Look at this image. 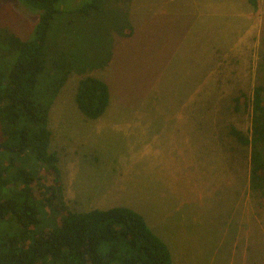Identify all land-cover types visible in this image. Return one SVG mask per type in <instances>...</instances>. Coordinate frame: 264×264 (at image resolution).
<instances>
[{
  "label": "rangeland",
  "instance_id": "rangeland-1",
  "mask_svg": "<svg viewBox=\"0 0 264 264\" xmlns=\"http://www.w3.org/2000/svg\"><path fill=\"white\" fill-rule=\"evenodd\" d=\"M90 1L61 0L47 35L46 54L80 58L83 76L110 92L107 111L89 120L75 103L83 76L72 73L50 108L66 206L132 209L172 264H264V196L250 191L249 151L226 134L228 126L249 132L250 114L235 113L232 99L264 83V0L256 8L248 0H105L99 16L69 24ZM125 19L129 37L116 31ZM37 21L17 0H0V28L27 39ZM37 177L43 197L48 183Z\"/></svg>",
  "mask_w": 264,
  "mask_h": 264
},
{
  "label": "trees",
  "instance_id": "trees-1",
  "mask_svg": "<svg viewBox=\"0 0 264 264\" xmlns=\"http://www.w3.org/2000/svg\"><path fill=\"white\" fill-rule=\"evenodd\" d=\"M17 1L36 13L38 21L27 39L0 28V46L5 47L0 51V230L5 224L19 225L13 236L0 234V264H172L167 245L132 209L76 212L66 206L59 159L50 152L49 113L68 77L83 76L88 70L83 60L60 50L46 54L48 31L62 16L61 0ZM104 1L91 0L78 7L69 24L99 16ZM248 2L254 8L258 5V0ZM126 20L116 31L129 37L133 29ZM110 55L96 68L104 67ZM75 103L87 119L100 118L110 103L107 84L83 76L76 86ZM232 104L235 113L250 114L251 126L247 134L228 126L226 134L249 151V188L264 196V83L257 84L250 97L240 92ZM38 174L48 183L43 197L35 193L43 185ZM42 209L50 223L45 232L40 230Z\"/></svg>",
  "mask_w": 264,
  "mask_h": 264
},
{
  "label": "crops",
  "instance_id": "crops-1",
  "mask_svg": "<svg viewBox=\"0 0 264 264\" xmlns=\"http://www.w3.org/2000/svg\"><path fill=\"white\" fill-rule=\"evenodd\" d=\"M168 234L171 235V231L168 230ZM187 235H189V234H186V236H187ZM177 249L179 250L180 248H177Z\"/></svg>",
  "mask_w": 264,
  "mask_h": 264
}]
</instances>
